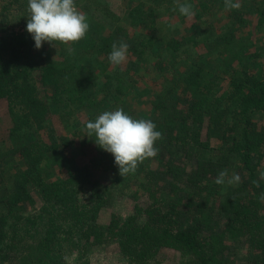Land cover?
I'll list each match as a JSON object with an SVG mask.
<instances>
[{
    "label": "trees",
    "instance_id": "obj_1",
    "mask_svg": "<svg viewBox=\"0 0 264 264\" xmlns=\"http://www.w3.org/2000/svg\"><path fill=\"white\" fill-rule=\"evenodd\" d=\"M252 1L0 0V264H264Z\"/></svg>",
    "mask_w": 264,
    "mask_h": 264
},
{
    "label": "rangeland",
    "instance_id": "obj_2",
    "mask_svg": "<svg viewBox=\"0 0 264 264\" xmlns=\"http://www.w3.org/2000/svg\"><path fill=\"white\" fill-rule=\"evenodd\" d=\"M128 0H110V4H112V10L115 12L116 15H123L124 11L128 5ZM245 3H249L252 0H244ZM58 17L61 18V26L64 28L71 27L77 24V21L80 19V14L73 9H64L60 10L57 14ZM174 20H171L173 23ZM199 20L195 16H190L182 21L179 22L178 26L180 31L183 28L190 29L194 26ZM177 29V28H176ZM252 35L255 39L261 40L259 43L264 41V36H261L260 33H253ZM263 40V41H262ZM5 102L0 103V140L4 137V131L7 129L9 124V119L7 118V109L5 108ZM114 211L118 212V214L126 215L133 211L134 208V201L127 199V198H118L115 201ZM112 208V209H113ZM106 216V215H103ZM108 217V215H107ZM91 257V264H127L123 257L119 254L118 249L115 245L109 246L107 248H99V249H92L90 251ZM163 264H171L170 262L165 261Z\"/></svg>",
    "mask_w": 264,
    "mask_h": 264
}]
</instances>
